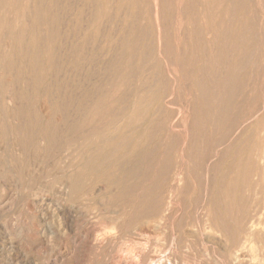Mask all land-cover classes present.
Instances as JSON below:
<instances>
[{"label": "rangeland", "instance_id": "rangeland-1", "mask_svg": "<svg viewBox=\"0 0 264 264\" xmlns=\"http://www.w3.org/2000/svg\"><path fill=\"white\" fill-rule=\"evenodd\" d=\"M211 1L0 0V264H264V0Z\"/></svg>", "mask_w": 264, "mask_h": 264}, {"label": "bare ground", "instance_id": "bare-ground-1", "mask_svg": "<svg viewBox=\"0 0 264 264\" xmlns=\"http://www.w3.org/2000/svg\"><path fill=\"white\" fill-rule=\"evenodd\" d=\"M213 1V0H212ZM211 1V2H212ZM212 4V3H211ZM157 6V5H156ZM213 6V5H212ZM219 7V6H218ZM210 12V11H209ZM11 17V16H10ZM5 18V17H4ZM23 19V18H22ZM18 20V19H17ZM33 21H35V20H33ZM8 22V21H7ZM4 23H6V22H4ZM28 23V22H27ZM1 24V23H0ZM32 24V23H31ZM159 25V24H158ZM17 26V25H16ZM27 26V25H26ZM31 26V25H30ZM12 27H14V26H12ZM12 27H10V28H12ZM21 27V26H20ZM19 28V27H18ZM159 28H160V26H159ZM17 30V29H16ZM24 31V30H23ZM27 31V30H26ZM21 32V31H20ZM20 35V34H19ZM11 36V35H10ZM31 36V35H30ZM19 37V36H18ZM25 41H26V39H25ZM23 44V43H22ZM209 46V45H208ZM212 46V45H211ZM27 48V47H26ZM39 49V48H38ZM23 50V49H22ZM13 52V51H12ZM19 52V51H18ZM37 52V51H36ZM22 55L23 54H21V57H22ZM29 55V54H28ZM28 55H27V57H28ZM33 58V57H32ZM36 58V57H35ZM22 62V61H21ZM20 62V63H21ZM38 79H40V78H38ZM37 79V80H38ZM31 84H33V83H31ZM214 85V84H213ZM10 96H12V95H10ZM15 100V99H14ZM62 103V102H61ZM17 105V104H16ZM63 105V104H62ZM218 111V110H217ZM16 115V114H15ZM14 118H15V116H14ZM20 118H22V117H20ZM24 119V118H23ZM28 119V118H27ZM26 119V120H27ZM16 120V119H15ZM20 119H18V121H19ZM29 120V119H28ZM35 120V119H34ZM40 120H41V118H40ZM42 121H43V119H42ZM48 121V120H47ZM57 121H58V119H57ZM21 122H24V120L23 121H21ZM33 122H35V121H33ZM32 122V123H33ZM27 124H28V122H26ZM31 123V122H30ZM37 123V122H36ZM23 124V123H22ZM39 124V123H38ZM50 124H51V121H50ZM31 125V124H30ZM36 125V124H35ZM41 126V125H40ZM39 126V127H40ZM52 126H53V122H52ZM57 126V125H56ZM38 128V127H37ZM55 128V127H54ZM62 128V127H61ZM42 129V128H41ZM184 129V128H183ZM258 129V128H257ZM36 130H38V129H36ZM35 132V131H34ZM47 133V132H46ZM49 133H51V132H49ZM186 133V132H185ZM259 133V132H258ZM262 133V132H261ZM260 133V134H261ZM38 134V133H37ZM37 134H36V136H37ZM34 135V134H33ZM45 135V134H44ZM47 135H48V133H47ZM191 136V135H190ZM174 137V136H173ZM44 140H45V137H44ZM47 141H45V143H46ZM192 142V141H191ZM190 142V143H191ZM258 146V145H257ZM259 149V148H258ZM65 152V151H64ZM80 152V151H79ZM78 152V153H79ZM111 151H109V153H110ZM84 154V153H83ZM69 155V154H68ZM64 156V155H63ZM67 156V155H66ZM185 156V155H184ZM89 157V156H88ZM103 157V156H102ZM109 157V156H108ZM64 158V157H63ZM62 158V159H63ZM93 158V157H92ZM91 158V159H92ZM190 158V157H189ZM108 159V158H107ZM84 163H85V161H84ZM83 164V163H82ZM86 164H88V163H86ZM66 165H68V170H67V172L71 169V167H73V164L72 163H70V164H66ZM75 165V164H74ZM84 165V164H83ZM182 165H184V164H182ZM93 167V166H92ZM98 167V166H97ZM82 170V169H81ZM80 170V171H81ZM99 171V170H98ZM76 174V173H75ZM103 174V173H102ZM180 174V173H179ZM87 175H89V174H87ZM105 175V174H104ZM95 176V175H94ZM78 178V177H77ZM82 178V177H81ZM88 178H89V176H88ZM91 179V178H90ZM179 179V178H178ZM80 180V177H79V179H78V181ZM180 181V180H179ZM178 181V182H179ZM63 183V182H62ZM85 183V182H84ZM86 183H87V181H86ZM105 183V182H104ZM108 183V182H107ZM225 183V182H224ZM77 184V183H76ZM73 187V186H72ZM75 187V186H74ZM81 187V186H80ZM92 187V186H91ZM90 188V187H89ZM99 188V187H98ZM72 189V188H71ZM75 189V188H74ZM73 189V190H74ZM79 190V189H78ZM92 190H94V189H92ZM96 190H98V189H96ZM71 192V191H70ZM78 192V191H77ZM94 193V192H93ZM72 194H74V193H72ZM77 194V193H76ZM91 194V193H90ZM68 195V194H67ZM66 195V196H67ZM75 195V194H74ZM78 195V194H77ZM173 195V194H172ZM76 196V195H75ZM80 196V195H79ZM168 196V195H167ZM166 196V197H167ZM170 196V195H169ZM232 197V196H231ZM149 198V197H148ZM175 198V197H174ZM212 198V197H211ZM224 197H222V199H223ZM74 199V198H73ZM165 199V198H164ZM172 199V198H171ZM152 200V199H151ZM148 201V200H147ZM158 201V200H157ZM170 201V200H169ZM53 202V201H52ZM220 202V201H219ZM57 203V202H56ZM157 203V202H156ZM161 203H163V201L161 202ZM213 203V202H212ZM155 204V203H154ZM169 204H170V202H168V204H166V206L167 207H165V209H164V213L162 214V216H161V218H163V221H164V219L166 218V216H168L169 215V213L171 212H169V210H170V207H169ZM174 204V203H173ZM54 205V204H53ZM72 205V204H71ZM163 205V204H162ZM205 205V204H204ZM203 205V206H204ZM213 205H214V203H213ZM54 206H56V205H54ZM62 206V205H61ZM145 206V205H144ZM158 206V205H157ZM173 206V205H172ZM59 207V206H58ZM150 207V206H149ZM178 207V206H177ZM66 208V207H65ZM67 208H69V207H67ZM146 208H148V206L146 207ZM152 208V207H151ZM159 208V207H158ZM163 208V207H162ZM145 209V208H144ZM161 209V208H160ZM172 209V208H171ZM174 209V208H173ZM214 209V208H213ZM226 209V208H225ZM55 210V209H54ZM76 210V209H75ZM146 210V209H145ZM153 210V209H152ZM158 210V209H157ZM174 210H176V209H174ZM215 210V209H214ZM58 211V210H57ZM63 211V210H62ZM64 211H66V210H64ZM163 211V210H162ZM52 212H53V210H52ZM67 212H68V210H67ZM173 212V211H172ZM225 212V211H224ZM64 213V212H63ZM71 213V212H70ZM149 213V212H148ZM156 213V212H155ZM158 213V212H157ZM218 213H219V210H218ZM59 214V213H58ZM75 214V213H74ZM214 214V213H213ZM220 214V213H219ZM226 214V213H225ZM224 214V215H225ZM66 215V214H65ZM153 215V214H152ZM156 215V214H155ZM155 215H153V216H155ZM158 216V215H157ZM206 216V215H205ZM74 217V216H73ZM169 217V216H168ZM171 217H172V215H171ZM170 217V218H171ZM212 217V216H211ZM221 217H223L222 215H221ZM81 218V217H80ZM156 218V217H155ZM215 218V217H214ZM214 218H212V219H214ZM160 219V218H159ZM166 220V219H165ZM219 220H221V219H218V221ZM231 220V219H230ZM167 221V220H166ZM211 221V220H210ZM215 221V220H214ZM223 221V220H222ZM225 221V220H224ZM223 221V222H224ZM255 221V220H254ZM161 222V221H160ZM170 222V221H169ZM259 222V221H258ZM67 223H68V221H67ZM217 223V222H216ZM219 223V222H218ZM222 223V222H221ZM254 223V222H253ZM162 224H164V223H162ZM166 224V223H165ZM214 223H212L211 225H213ZM205 225V224H204ZM220 225V224H219ZM224 225V224H223ZM261 225V224H260ZM158 226H159V224H158ZM157 226V227H158ZM225 226V225H224ZM262 227V226H261ZM219 228V227H218ZM242 228V227H241ZM245 229H246V226L244 227ZM215 229V228H214ZM223 229H225V227L223 228ZM222 229V230H223ZM263 229L264 228H262V231H263ZM209 230V229H208ZM229 230V229H228ZM247 234L248 235H253L254 234V232L256 231V226L254 225V224H251L247 229ZM238 231H239V229H238ZM214 232V231H213ZM229 231H227V233H228ZM243 232V231H242ZM103 233V232H102ZM106 233V232H105ZM219 233V232H218ZM230 234V233H229ZM100 235V234H99ZM111 235V234H110ZM205 235V234H204ZM228 235V234H227ZM97 236V235H96ZM229 236V235H228ZM98 237V236H97ZM97 237H95V242H94V244L95 245H93V248H94V246H97L98 248L99 247H102V245L104 244V242L105 241H109L110 239H111V237H104V238H97ZM207 237V236H206ZM212 237V236H211ZM114 238V237H113ZM112 238V239H113ZM145 238V237H144ZM92 239V238H91ZM218 239V238H217ZM220 240V239H219ZM240 240V239H239ZM241 240H242V237H241ZM91 241V240H90ZM222 241V240H221ZM223 242V241H222ZM238 242V241H237ZM245 242H247V241H245ZM92 243V242H91ZM107 243V242H106ZM105 243V244H106ZM219 244H221L220 242H219ZM243 244V243H242ZM245 244V243H244ZM91 245V246H92ZM222 245V244H221ZM254 245V244H253ZM262 245V244H261ZM90 246V245H89ZM106 246V245H105ZM148 246V245H147ZM220 246V245H219ZM247 246H250L249 244L247 245ZM251 246H252V243H251ZM149 247L150 246H148V248H146L145 246L143 247V249H144V252H142V253H139L138 254V258H139V262H137V261H133L131 258H130V256L129 257H126V256H123V255H119L118 254V257H119V260H118V263L117 264H139L140 262L142 263V264H183V263H178L177 261H172V262H170V259L171 258H169L168 256H169V250L168 249H166V250H164L163 252H162V254H161V250H159V251H157V252H155L154 251V248L153 249H150L149 250ZM103 248V247H102ZM109 248V247H108ZM243 248V247H242ZM253 248V247H252ZM96 249V248H95ZM134 249V248H133ZM142 249V250H143ZM165 249V248H164ZM239 249V248H238ZM249 249V248H248ZM250 249H251V247H250ZM249 249V250H250ZM111 250V249H110ZM226 250V249H225ZM253 250V249H252ZM255 250V249H254ZM112 251V250H111ZM132 251V250H131ZM135 251V250H134ZM141 252V251H140ZM111 253V252H110ZM128 253V252H127ZM168 253V254H167ZM239 252L237 251L236 253H235V257L234 258H232V260L230 261L231 262V264H247V263H244L243 261H241L240 259H239V254H238ZM256 253V252H255ZM109 254V253H108ZM129 254V253H128ZM131 254V253H130ZM133 254H134V252H133ZM136 254V253H135ZM134 254V255H135ZM106 255H107V253H106ZM125 255V254H124ZM241 255V254H240ZM117 257V256H116ZM134 257V256H133ZM171 257V256H170ZM173 257V256H172ZM242 257V256H241ZM240 257V258H241ZM102 258H103V256H102ZM136 259V258H135ZM134 259V260H135ZM253 259V258H252ZM103 260H104V258H103ZM115 260H117V258L115 259ZM244 260V259H243ZM104 262V261H103ZM116 262V261H115ZM227 262V261H226ZM258 262V261H257ZM262 262V261H261ZM105 264H106V261H105ZM115 264V263H114ZM228 264V263H227Z\"/></svg>", "mask_w": 264, "mask_h": 264}]
</instances>
